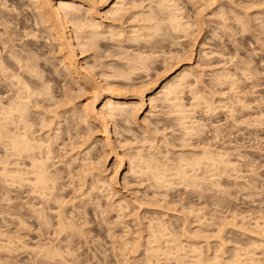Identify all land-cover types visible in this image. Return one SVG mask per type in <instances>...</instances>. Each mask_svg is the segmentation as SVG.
<instances>
[{"label": "rangeland", "instance_id": "1", "mask_svg": "<svg viewBox=\"0 0 264 264\" xmlns=\"http://www.w3.org/2000/svg\"><path fill=\"white\" fill-rule=\"evenodd\" d=\"M26 1V0H25ZM127 1V3H126ZM130 1L133 2L132 0H125V3L127 4V12L126 9L124 11V14H122V16L120 15L121 19L119 18V16L117 18H119V20L117 21L118 23H124V26L122 24V26L124 28H121L122 26L121 25H117L118 23H116L115 21V24H113L112 22V18H108L106 19V16L103 15V20L104 21H101L103 22L102 25H115L118 28H120L122 30V33L123 31L125 33H123V36H125V34L128 35V32L132 29V28H137L138 26L135 25L137 24V21H133L131 20L132 18V13H135L139 10L135 8H133L130 4ZM136 1V0H135ZM146 1V2H145ZM156 1V0H155ZM194 1V2H193ZM198 0H176V2L180 5H182L181 8H179V10H182V13L180 14V16H182V18L184 20L186 19H189V20H186V21H189V23L191 24H194L195 26L191 25L192 27L190 28L189 32H193V36L192 34L190 35H187L184 33V32H179L175 33L167 30L164 26L162 27L163 29H160L158 31H161L163 34H166L168 35V33L170 35L166 36L165 37H161V33L160 32H156L154 34H157V35H152V36H157L159 35L160 38L158 37L157 39H161V38H164L163 42L161 43H157L159 40H157L156 38L150 36V38H154L156 39L157 42H155V40L153 41V44H157V45H160L161 46L163 45V49L162 50H158L161 49L160 47L156 48L157 52L159 51L160 54L162 55V58L160 56V58L162 60H164L163 58H165L167 61H164L165 63H168V64H164V62L159 59L160 61H155V60H151L150 63V67L151 69L148 71V75H144V73H141L139 75H137V78H139V81H143L142 79H144L143 82H148L150 81V84H153V85H158L160 82H162V80L164 79H168L171 77V75H173L174 73H176L177 71H179V69H182V67H185L186 66V62L180 60L181 57L184 58H188L190 59L189 60V63H191L193 66H195V64H199L198 66H201L202 68L201 69V76H199V80L195 81L194 78H190V81H191V85L190 86H193L191 89H193V91L190 89V88H184V90L182 91V95H181V99L184 103V105L189 108H193V105H190V104H193V103H190L191 101L193 102L195 99L194 97V93L196 92L195 95L199 94L202 95L203 93V96L205 99L203 103L206 102V104L204 105V107L202 108L201 107V102L203 100H200L201 102L199 104H195V107L196 105L198 106V108L194 107L191 111H195L193 112L196 116V124L199 123V126L196 130H194L193 132L189 133V134H185L184 131L180 130L181 128L177 126V124L175 122V116L173 112L170 111V107H167L168 105L167 104H162L160 103V101H155V107H154V110L153 111V114L149 115L148 118L145 120H143V117L145 115V112L149 109V100H146L144 101V104L143 106L141 107V111H139L137 114H136V121L135 122H131L129 123V125H126L128 127L131 128V131L129 132L128 130H124L120 125V121H119V118L118 117H114L112 118L111 122H110V128H109V134H110V140H111V143H110V146L107 147L104 145H102V142H103V134L101 135V130L100 128L98 127L97 123L95 122H90L89 126H86L83 124V126H81L80 129L78 130H82L81 131V134L80 136L84 135L82 138L81 137H77L76 140H80L81 142H85V146L83 147H79V149H74L72 151H70V140H67L65 139L64 142L65 143V146H63V144H60L59 146L56 147V151H59V156H57V152L54 153L55 155V158L54 161L57 162L56 166L57 168H60V172H62V182H64L65 186L63 185L64 189L62 188V190L60 189V193H61V196L62 199L64 200H58V201H64V206L65 207H68V208H71L73 209L75 212H77L78 214L80 213V210L81 208H85L84 209V217L85 219H87L89 221V223L91 224V228H92V231L89 232V236H92L95 238V243L92 245V252H91V258L93 259V261L96 262V264H98V261L100 259H104V260H107L109 258L115 260L117 258V254L115 251H113L111 253V256L109 257V255L107 254L108 253V249H109V246L112 245V244H116V247L117 249L120 248V245L121 243H124V241H132L131 243L132 244H135L137 240H139L138 238H141L142 236H144V234L146 232H148L149 229H147L145 227V224L146 225H152L153 227V222H155L154 225L158 224L157 222L158 221H164V225L169 227V225L172 228L174 229L175 231H177V233L179 234V241L181 242V244L183 245V250H184V253H187L188 254V258L190 257L191 255V250L188 249L189 247L188 246V240L184 237V235L182 236L181 233L183 234V232H181L182 230V225L184 220H186V226H191V227H187V229H193L196 230V232L198 231L200 233V235L202 233H204L202 236H207L206 240L205 238H202L200 240V246L201 248L203 249V255L205 256H210L212 253H217L218 251L219 252H222V257L224 258H230L229 256L226 255V253H224L225 251H223L222 249H234L235 248V245L237 243L241 244V255H244L245 254V249L250 245L251 242H254L256 244L260 243L261 242V238L260 236H264V85L261 84L259 78L255 79V80H245L244 78V69L241 67L240 71L243 72H237L236 71V68H234L235 66H233L232 64V59H231V50L230 49H227L226 47L222 48L219 44V42H217L215 40V32H214V28L212 26L209 25L208 21L204 20L203 17L200 16V12H199V9L194 7L193 5L194 4H200V5H203L204 3H208L209 0H199L200 2L203 1L204 3H200L199 1L197 2ZM29 2V1H28ZM139 2V1H138ZM137 1L135 3H138ZM154 2V0H150V2L148 0H144L142 3V5H145V8H147V4L150 5V3L152 4ZM235 2H239V3H245V4H258V3H261V2H264V0H235ZM156 3V2H155ZM191 3V4H190ZM222 3H227V0H222ZM8 4V3H7ZM140 3H138L139 5ZM154 4V3H153ZM152 4V5H153ZM136 5V4H135ZM85 6L86 8V3L83 4L82 8ZM130 6L132 9H130ZM80 7V14H82L83 12H81L83 9ZM31 8H28L27 10H24L21 12V18L23 20V23L25 24V27H26V31H30L32 30L33 28H35V20H34V12H32V10H30ZM136 9V10H135ZM29 10V11H28ZM133 10V11H132ZM135 10V12H134ZM198 10V11H196ZM31 11V12H30ZM84 11L86 12V10L84 9ZM130 11V12H129ZM16 12V11H15ZM18 12V11H17ZM29 12V13H28ZM84 12V14H86ZM100 12V11H99ZM101 12H103V10H101ZM184 12V13H183ZM131 13V14H130ZM261 13V14H260ZM103 14V13H102ZM101 14V15H102ZM126 14V15H125ZM128 14V16H127ZM183 14V15H182ZM187 16H186V15ZM259 14V15H258ZM130 15V16H129ZM185 15V16H184ZM248 16H250L253 21L254 20H260L261 19V16L264 15V12H262L261 9L259 8H251L248 13H247ZM108 16V15H107ZM110 16V15H109ZM130 17V18H129ZM187 17V18H185ZM193 17H195L193 19ZM198 17V18H197ZM199 17H201L200 21H199ZM125 18V19H124ZM128 18V19H127ZM196 18L198 19V22L196 20ZM110 19L111 22L108 20ZM132 23H131V21ZM134 19V18H132ZM209 19H211V16L209 17ZM29 20H31V24H29ZM34 22H33V21ZM109 22H108V21ZM121 20V22H119ZM123 20V21H122ZM128 20V21H127ZM191 20V21H190ZM202 20V21H201ZM9 22V21H8ZM73 22V21H71ZM135 22V23H134ZM201 22V23H200ZM28 23V24H27ZM34 23V24H33ZM106 23V24H105ZM206 23V24H205ZM33 24V25H32ZM127 24V25H126ZM106 25V26H107ZM132 25V27H130ZM139 25V24H138ZM201 25V26H199ZM6 26H7V29L8 31H13V30H16V31H13L15 32H18V28L19 30L22 31V29H20V27H16L14 21L13 22H9V23H6ZM121 26V27H120ZM134 26V27H133ZM137 26V27H136ZM198 27V28H197ZM131 28V29H130ZM161 28V27H160ZM165 28V30H164ZM200 28V29H199ZM125 29V30H124ZM130 29V30H129ZM197 29V30H196ZM35 30V29H33ZM164 30V32H163ZM167 30V31H166ZM196 30V32H195ZM199 30V31H198ZM3 29L0 28V34L3 33ZM12 31L10 33H12ZM37 31V30H36ZM35 31V32H36ZM166 31V32H165ZM23 32V31H22ZM182 33H184L185 35H183ZM41 34V33H40ZM39 34V35H40ZM198 34V35H197ZM4 39H5V36L7 34H4ZM14 36V34H12ZM11 35V36H12ZM42 35V36H41ZM40 36L43 37V40H38L36 42V40H28L29 42H26L32 47V48H39L41 52L44 53V55L46 54V56H49V54L52 52V54L49 56V59L52 61V63H48V64H44V63H39L41 65L40 68H38L37 70L38 71H42V75L43 76H47V77H50L52 75L54 76H58V78H61L59 82H55L54 80H51L50 81V85L52 86V92L53 95H56L55 98L58 99L57 102H59V99L61 101V103H65L64 101H66V99L62 102L63 98L62 95L64 94V90L62 88H69V92L72 94H70L67 89L66 91L69 93L66 92V94L68 95H76V99L74 98V103H75V106L77 105V108L80 109L79 107L82 106V103L85 102L86 98L90 95L89 93H85L84 91H81V90H77L76 88L77 85L76 84H73L71 83L70 81V77L68 76V74H66V72L64 71V69L62 70V67H61V62L59 61V53L57 50V46H53L55 44L51 43H47L48 42V38L46 39V35L45 34H41ZM45 35V37H44ZM176 35V36H175ZM179 35V36H177ZM195 35V36H194ZM108 36V39L109 38V35L107 34ZM122 36V37H123ZM171 36V37H170ZM185 38H184V37ZM7 37V36H6ZM120 37V39L122 38ZM174 37V41L172 40ZM181 37V38H180ZM193 37V38H192ZM198 37V38H197ZM177 38V39H176ZM179 38V39H178ZM183 38V39H182ZM46 41H45V40ZM108 39H103L104 42H101V44L99 43V48L97 47V49H95L96 51V54H100V56H96L98 58V60H100V57L102 56L103 57V51L106 50V52L110 51L109 55L111 56H114L113 58H115L114 60L111 59V57L108 55V52L107 54L104 55V58H101L102 61L103 59H105V56H109V60L107 59V62L106 60H104L103 62H106V63H111V62H118V63H122V60L121 58H124V55H125V52H128L127 54H131V53H136L133 48L135 47H138V46H141L144 44L146 45V43L144 42V44H137L138 42L141 43V41L143 42L144 40H139L138 42L136 43H132L130 42L127 38L125 39H121L120 41L118 40H113V41H110ZM128 41H127V40ZM148 39V38H147ZM145 40V41H149V40ZM171 39V40H169ZM182 39V40H181ZM188 39V40H187ZM123 40V41H122ZM125 40V41H124ZM153 40V39H152ZM169 40V41H168ZM176 40V42H175ZM180 40V41H179ZM119 42L120 44H123L122 46L121 45H116L115 42ZM194 41V42H193ZM201 41V42H200ZM1 42V41H0ZM17 41H15L14 43L16 45H20V43H16ZM31 42V43H30ZM35 42V43H34ZM112 42H114L115 44L112 45ZM123 42V43H122ZM126 42V43H125ZM170 42H174L176 45L174 44H170ZM193 42V43H192ZM149 43V42H148ZM152 42H150L149 44H151ZM180 43V44H178ZM1 44V43H0ZM105 46H103V45ZM136 45L135 47L134 46H130V45ZM146 46V47H149L153 48V50H155V46L156 45H150L149 46ZM170 44V45H169ZM191 44V46H190ZM200 44V45H199ZM2 45V44H1ZM188 45V46H187ZM198 45V46H197ZM203 45H205V47H203ZM25 47H27V45H24ZM23 46V47H24ZM30 46H28L27 48H30ZM35 46V47H34ZM52 46V47H51ZM107 46H110V47H107ZM117 47V46H120L121 49L123 50H127V51H122V53H124L123 55L121 54V50L118 51L120 48L117 47L113 52L111 51V47L113 48ZM129 46H130V49H129ZM177 46V47H175ZM182 46V47H180ZM190 46V47H189ZM207 46V47H206ZM18 47V46H17ZM44 47V48H43ZM107 47V48H106ZM127 47V48H126ZM171 47V48H170ZM188 47V48H187ZM203 49H202V48ZM3 48V47H2ZM2 48H0L1 51ZM56 48V49H55ZM110 48V50L108 49ZM119 48V49H118ZM148 48V49H149ZM170 48V49H169ZM192 48V49H191ZM201 48V50H199ZM18 50V48H16ZM54 49V50H53ZM102 50V52L100 53V51ZM136 49V48H135ZM144 49H147V48H144ZM207 49V50H206ZM47 50V52H46ZM50 50V51H49ZM170 50V52H169ZM182 50V51H181ZM192 52H191V51ZM203 50V52H202ZM0 51V52H1ZM132 51V52H131ZM175 51L178 52L179 56L181 55L179 61H182L180 62L179 64H177L179 61L176 60V64L174 63L175 60V56L173 58V53H176ZM185 51V52H184ZM199 51V52H198ZM210 51L212 52H215V53H210ZM50 52V53H49ZM87 52V51H86ZM89 52V51H88ZM91 52V51H90ZM90 52L88 53L90 55ZM104 51V53H106ZM166 52V53H165ZM169 52V54H168ZM182 52V53H181ZM188 52V54L186 53ZM190 52V53H189ZM5 54L4 51L0 53L1 54ZM58 53V54H57ZM95 53V52H93ZM91 53V57H92V54ZM181 53V54H180ZM186 54V56L184 54ZM2 54V55H3ZM95 54V55H96ZM120 54V56H119ZM126 54V55H127ZM172 54V59L174 60H168V59H171L169 58ZM204 54V55H203ZM206 54V55H205ZM213 56H212V55ZM217 55L215 57V55ZM222 54V55H221ZM86 55V58H87V62L90 63V61L94 60L93 57H92V60L90 59V56L87 55V53H85ZM166 55H170V56H166ZM175 55V54H174ZM200 55V56H199ZM211 55V56H210ZM225 55H227V58H223L225 57ZM3 56H8L7 54L3 55ZM58 56V57H56ZM89 59H88V57ZM106 56V58H108ZM177 56V54H176ZM185 56V57H184ZM190 56V57H189ZM222 56V57H220ZM199 57V59H198ZM207 57V58H206ZM209 57V58H208ZM220 57V58H219ZM101 61V60H100ZM110 61V62H109ZM173 61V62H172ZM199 61V62H198ZM60 62V63H59ZM156 64H155V63ZM201 62V63H200ZM93 63V62H91ZM171 63V64H170ZM174 63V64H172ZM188 63V62H187ZM195 63V64H194ZM60 64V65H59ZM216 64V65H215ZM164 65H167V66H164ZM172 66V68H171ZM175 66V67H174ZM212 66V67H211ZM220 67V68H219ZM224 70H223V68ZM42 68V69H41ZM55 68V69H54ZM58 68V69H56ZM219 68V69H218ZM53 69V70H52ZM99 70V68H97ZM96 69V70H97ZM172 69V70H171ZM206 69V70H205ZM218 69V70H216ZM58 70V71H56ZM97 70V71H98ZM162 70V71H161ZM51 71V72H50ZM55 71V73L53 72ZM64 71V72H63ZM96 71V72H97ZM158 74H156L157 72ZM165 71V73H164ZM169 71V72H168ZM220 71V72H219ZM226 71V73H225ZM57 72V73H56ZM204 72V73H203ZM163 73V74H162ZM206 73V74H205ZM222 73L223 75L226 74L228 75V77H235V79H231L233 80V82L235 83H232V82H228L227 79H229L227 77V79L222 82H217L214 78L217 76V75H221L222 76ZM57 74V75H56ZM217 74V75H216ZM134 75V74H133ZM131 75V76H133ZM230 75V76H229ZM142 76V77H141ZM149 78L147 79L146 77ZM161 76V77H160ZM215 76V77H214ZM145 77V78H144ZM151 77V78H150ZM213 77V78H212ZM65 80H64V79ZM133 79H135V75L132 77ZM212 78V79H211ZM152 79V80H151ZM157 79V80H156ZM194 81H193V80ZM230 79V80H231ZM237 79V80H236ZM148 80V81H147ZM2 81V82H1ZM138 81V80H137ZM136 81V82H137ZM138 81V82H139ZM156 81V82H154ZM199 81V82H198ZM210 81V82H209ZM215 81V82H214ZM53 82V83H52ZM65 82V83H64ZM217 82V83H216ZM5 82L3 80H1V77H0V101H3V99L6 97V96H9L10 95V92L8 91H5L6 88H4L3 86H5L4 84ZM65 84V85H62ZM71 83V85H70ZM117 83V82H115ZM195 83V84H193ZM228 83V84H227ZM53 84V85H52ZM61 84V85H60ZM67 84V85H66ZM114 84V83H113ZM149 84V86H150ZM210 84V85H209ZM223 84V85H222ZM232 84V85H231ZM234 84V85H233ZM76 85V86H75ZM217 87H216V86ZM230 85V86H229ZM71 86V87H70ZM75 86V87H74ZM117 86H118V83H117ZM121 86V85H119ZM125 88L126 86L123 85ZM215 86V91H212L214 90ZM223 86V87H222ZM122 87V86H121ZM120 87V88H121ZM198 87V88H197ZM206 87V88H205ZM219 87V88H218ZM234 87V88H232ZM237 87V88H236ZM59 88V89H58ZM71 88V89H70ZM4 89V90H3ZM76 89V90H75ZM79 89V88H78ZM191 91H190V90ZM198 89V90H197ZM200 89V90H199ZM63 90V91H62ZM212 92H210V91ZM195 91V92H194ZM202 91V92H201ZM204 91V92H203ZM63 92V93H61ZM76 92V93H75ZM77 92H81V94H78ZM189 92V93H188ZM199 92V93H198ZM221 92V93H220ZM5 93V94H4ZM9 93V94H8ZM74 93V94H73ZM86 97H85V95ZM205 93L207 95H205ZM211 93V94H210ZM235 93V94H234ZM237 93V94H236ZM4 94V95H3ZM6 95V96H5ZM74 95V96H75ZM210 98H209V96ZM5 96V97H4ZM73 96V97H74ZM80 96V97H79ZM206 96V97H205ZM209 99H208V98ZM234 97V98H233ZM78 98V99H77ZM233 98V99H232ZM236 98V99H235ZM240 100H238V99ZM192 99V100H191ZM208 99V100H207ZM55 100V99H54ZM79 100V101H78ZM89 100V99H88ZM243 100V101H242ZM210 103H209V102ZM230 101V102H229ZM82 102V103H81ZM229 102V103H228ZM236 102V103H235ZM61 103L59 102V105H61ZM209 103V104H208ZM243 105H242V104ZM79 104H81L79 106ZM210 104H213L210 106ZM64 105V104H63ZM63 105H61L63 107ZM161 105V106H160ZM163 105V106H162ZM200 105V106H199ZM210 108H209V106ZM225 105V106H224ZM54 105H52L51 107H53ZM65 106V105H64ZM192 106V107H191ZM208 106V107H206ZM230 109H228V107ZM232 106V107H231ZM244 106V107H243ZM56 107V106H54ZM212 107V108H211ZM61 108V107H60ZM97 108H99V105L97 106ZM168 108V109H167ZM209 108V109H208ZM67 109V108H66ZM157 109V110H156ZM164 109V110H163ZM213 109V110H212ZM232 109V110H231ZM63 110H65V107H63ZM62 109H58L57 111L58 112H61L63 111ZM76 110V107L74 109V111ZM232 112H231V111ZM74 111L72 110L71 112L73 113V115L75 116V113ZM168 111V113H167ZM71 112H69L70 114H72ZM166 112V113H165ZM207 112V113H206ZM62 113V115H61ZM60 116L62 120H60V126L59 127H64L66 125H70L72 124V122H70L74 116L73 115H70L69 116V113H66L67 116H65L66 114L61 112ZM170 113V115H168ZM77 115V113H76ZM166 115H168V118ZM232 117H231V116ZM63 116L66 117V119L64 120ZM73 116V117H72ZM173 116V117H172ZM262 116V117H260ZM67 117H69L68 119L70 120H67ZM172 117V118H171ZM260 117V118H259ZM166 118V119H165ZM76 119V118H75ZM168 119V120H167ZM257 119V120H256ZM142 120V121H141ZM148 120V121H147ZM194 120V121H195ZM243 120V122H242ZM247 120V121H246ZM256 120V121H255ZM198 121V122H197ZM248 123H246V122ZM254 121V122H253ZM67 122V123H65ZM146 122L151 126L149 128H144V127H148L146 124ZM174 122V123H173ZM93 123V124H92ZM113 123V124H112ZM136 125H135V124ZM160 123V124H159ZM66 124V125H64ZM131 124V125H130ZM159 124V125H158ZM174 124V125H173ZM79 125H82V124H79ZM93 125V126H92ZM115 126V130H114V127ZM198 125V124H197ZM87 128H86V127ZM92 126V127H91ZM153 126V127H152ZM77 127V128H78ZM84 127V128H83ZM89 129L90 130H86V129ZM113 127V128H112ZM169 127V128H168ZM76 128V129H77ZM119 130H118V129ZM175 128V129H174ZM83 129H84V133H83ZM138 129V130H137ZM142 129V130H141ZM152 129V130H151ZM163 129V130H162ZM200 129V130H198ZM95 130V131H94ZM114 132H113V131ZM121 130V131H120ZM122 130H124V132H122ZM143 132H141V131ZM146 130V131H145ZM89 131H93V132H89ZM132 131L134 134H132ZM151 131V132H150ZM165 133H164V132ZM88 132V133H87ZM174 132V133H173ZM180 132V133H179ZM220 132V133H219ZM125 133V134H124ZM130 133V134H129ZM162 133V134H161ZM195 133V135H194ZM214 133V134H213ZM86 134H87V137L88 139L86 140ZM116 134V135H114ZM133 136H132V135ZM150 134V135H149ZM155 134V136L153 135ZM184 134V137H182V135ZM192 134V135H190ZM90 135V136H89ZM131 135V136H130ZM163 135L164 137L167 139V141L170 142L169 146H172L171 148L169 146H166V141L163 140ZM166 135V136H165ZM168 135V136H167ZM92 136V138H91ZM147 138H146V137ZM157 136V137H156ZM65 137V135H64ZM119 137V138H118ZM134 137V138H133ZM157 139H155V138ZM181 137L182 139L184 138V140H181ZM192 137V138H191ZM80 138V139H79ZM130 138V139H129ZM144 138V139H143ZM95 139V140H93ZM134 139V140H133ZM136 139V140H135ZM139 139V140H138ZM149 139H153L154 141V144H156L157 148H154L155 151L152 149L151 152L153 154H155L156 157H158L159 160H162V162H169L168 163V166L171 164L173 166V162H176L175 160L177 159V155L178 153L181 152V149L183 150L184 149V153L186 154L188 151L190 153V151H194L196 153V151L198 152H202V148L204 146V148H208V150L212 151L213 153H218L217 151L220 150L219 152L221 151H226L227 153H229V159L232 163H234L235 167H231L229 168L230 170L228 171V169L226 170L227 173L223 172L222 174V177H221V173L220 174H215V175H212V178L210 174L208 173H203L204 170L203 168H201L199 170V173L201 174H207L205 175V179L208 180V179H213V177H215V180H217L219 182L220 185L218 186H215L216 189L217 188H222L219 190L217 189H213V187L211 188V186L209 185V183L207 182L206 184H204L203 186L205 187H202V186H198L197 188L196 187H191V186H186L184 185V187H180V183H175L177 182L178 180L176 179V181H174V184L173 181L171 183V181L169 182L170 185H167L169 188H167V186H164L161 188L159 187H155L152 185L153 182L150 183V181L148 180V177L146 176H142L139 174V172H137L136 170H138V166L135 168H137L135 172H127L128 175L126 174L125 170H127L128 168V161L131 158V156L133 157V154L136 153L135 150L137 149H141V148H144L142 149V151L144 153H146V151L148 152V149L150 150V145L148 144L147 141H149ZM75 140V139H73ZM89 140V141H88ZM102 140V141H101ZM113 140V141H112ZM116 142H115V141ZM126 140V141H125ZM127 140L129 142H127ZM131 140V141H130ZM145 140V141H144ZM147 140V141H146ZM159 140L162 142H159ZM176 140V141H175ZM178 140H181L180 142ZM189 140V141H187ZM79 141V142H80ZM88 141V142H86ZM96 141V142H95ZM119 141V142H118ZM125 141V144L124 142ZM132 141L134 144H132ZM146 143H144V142ZM189 142L187 143L185 146L184 143L185 142ZM61 140H58V143H60ZM99 142V143H98ZM101 142V143H100ZM165 142V143H164ZM179 142V143H177ZM183 144H182V143ZM88 143V144H87ZM113 143V144H112ZM120 143V144H119ZM144 146H143V144ZM164 143V144H163ZM93 144V145H92ZM121 144H123L124 146H122ZM141 144V148H140V145ZM159 144V145H157ZM182 144V145H181ZM224 144V145H223ZM67 145V146H66ZM120 145V146H118ZM188 145V146H187ZM190 145V146H189ZM208 145V146H207ZM62 146L64 147V149H66V151H69L66 153L67 157H65L66 155L64 154L63 157H61L63 151L65 150H60V148H62ZM92 146V148H91ZM115 146V147H114ZM129 146V147H127ZM139 146V148H138ZM146 146V147H145ZM182 146V147H181ZM194 146V148H192ZM206 146V147H205ZM60 147V148H58ZM114 147V148H112ZM123 147V148H122ZM126 147V148H125ZM137 149H136V148ZM176 147V148H175ZM181 147V149H179ZM187 147V148H186ZM191 150H189L190 148ZM199 147V148H198ZM212 147V148H211ZM83 148V149H82ZM210 148V149H209ZM109 149V150H108ZM218 149V150H217ZM79 150V152H78ZM84 150H86L84 152ZM88 150V151H87ZM90 150V151H89ZM158 150V151H157ZM161 150V151H159ZM166 150V151H164ZM196 150V151H195ZM201 150V151H199ZM75 151V152H74ZM104 151V152H103ZM110 151V152H109ZM124 151V153L122 152ZM127 151V152H126ZM191 151V152H192ZM230 151V152H228ZM234 151V152H233ZM77 152V153H76ZM87 152V154H86ZM91 152V153H90ZM109 152V153H108ZM116 152H120L121 154V159H122V165H121V169L117 172V183H118V189L116 190V195H115V191H110V196L108 197L107 195H109V192L106 188L103 189V187H99L100 184H97L94 181V177H97L100 176V177H106L107 176H112L114 175L115 173V169L116 168V171H117V167H116V163L114 162V153ZM122 152V153H121ZM126 152V153H125ZM130 152V153H129ZM156 152V153H155ZM167 152V156H166V153ZM176 152V153H175ZM192 152V153H194ZM197 152V153H198ZM71 153V154H70ZM73 153V154H72ZM84 153V154H83ZM188 153V154H189ZM199 153V154H200ZM61 154V155H60ZM78 156H77V155ZM104 154V155H103ZM124 154V155H123ZM128 154V155H127ZM163 154H164V157H163ZM176 154V155H175ZM240 154V155H239ZM73 155V156H72ZM76 155V156H75ZM135 155V154H134ZM75 156V160L74 161H77L73 164L70 165V168H68V170L72 169L73 172L75 170V173L76 170L80 172V166H76V165H80L82 164L81 161L83 158L85 159H89L88 161H85L86 163L88 162H91V163H94L92 164L93 167L96 166V164H98L96 167H99L96 168L97 170H92L90 172V176H86V180H87V183L85 185V187H79V183L81 181L77 180L78 177L75 176L72 178L73 173H68L65 172L66 169L64 168L65 167V163H67V161H71V159L73 160V157ZM85 156V157H83ZM88 156V157H87ZM91 156V157H89ZM101 159H100V157ZM103 156V157H102ZM162 156V158H161ZM173 156V157H172ZM79 157V158H78ZM82 157V158H81ZM107 157V158H105ZM4 158L3 156H0V160ZM64 160H63V159ZM66 158V159H65ZM68 158V159H67ZM172 158V159H171ZM175 158V159H174ZM5 159V158H4ZM79 159V160H78ZM81 159V160H80ZM83 159V161L85 160ZM99 159V160H98ZM136 159H139V158H134V160ZM167 159V160H166ZM171 159V161H170ZM93 160V161H92ZM165 160V161H164ZM4 161V160H2ZM6 161V159H5ZM4 161V162H5ZM80 161V162H79ZM95 161V162H94ZM99 161V162H98ZM98 162V163H97ZM138 164V165H141L139 164V160L137 162L134 161V164ZM161 162V161H160ZM166 162V163H167ZM6 163V162H5ZM78 163V164H77ZM84 163V162H83ZM115 163V164H114ZM165 163V164H166ZM173 163V164H172ZM60 164V165H59ZM135 164V165H136ZM164 164V163H163ZM91 165V164H90ZM114 165V166H113ZM175 165V164H174ZM76 166V167H75ZM74 167V169H73ZM111 167V168H109ZM78 168V169H77ZM140 168V166H139ZM2 168H0V171H1ZM65 169V171H63ZM102 169V170H101ZM109 169V170H108ZM205 169V168H204ZM234 169V170H233ZM203 172H200L202 171ZM97 173H96V172ZM134 171V170H133ZM66 174H65V173ZM94 172V173H93ZM102 172V173H101ZM113 173V174H111ZM124 173H125V178L123 179V176H124ZM132 173V174H130ZM135 173V174H133ZM210 173V172H209ZM93 176H92V175ZM170 175L172 176H176V175H173L174 172H169ZM66 177H65V176ZM72 175V176H71ZM96 175V176H95ZM220 175V176H219ZM230 178H227L229 176ZM71 180H69V178ZM136 176V177H135ZM177 177V176H176ZM93 180H92V179ZM128 178V179H127ZM140 178V179H139ZM169 178V176L167 177ZM208 178V179H207ZM217 178V179H216ZM65 179V180H64ZM72 181L74 182L73 185L72 183H69V181ZM77 180V181H75ZM123 180V181H122ZM151 180V179H150ZM171 180V177L170 179ZM173 180V179H172ZM126 181V185H124L123 182ZM147 181V182H146ZM78 184H76V183ZM79 182V183H78ZM90 184H89V183ZM141 182V183H140ZM180 182V180H179ZM69 183V184H67ZM95 183V184H94ZM123 183V184H122ZM129 183V185H128ZM131 183V185H130ZM153 188H151L152 186ZM177 184V185H176ZM88 185V186H87ZM96 185V186H95ZM137 185V186H136ZM174 185V186H173ZM76 186H78L79 188H75ZM87 186V187H86ZM94 188H93V187ZM134 186V187H133ZM171 186V187H170ZM177 186V187H175ZM67 187V188H66ZM74 187V188H73ZM99 187V188H98ZM128 187V188H127ZM130 187V188H129ZM150 187V188H149ZM156 189H155V188ZM189 187V188H188ZM214 187V188H215ZM70 188V190H69ZM73 190H72V189ZM83 188V189H81ZM87 188V189H86ZM93 191H91L92 189ZM97 188H98V191H97ZM11 189V188H9ZM5 190L3 185H0V262H3V264H29L30 261L34 260L35 259V256L33 255V253L30 251L32 250L33 248H36V245L40 247V245H44L40 248H46L47 245H49L50 243L52 245H64V240H60V238H62L61 236H57V239L55 237V233L54 235L51 234L49 235V232H48V229L47 227H45L43 230V235L41 236V234H38L40 232H37L38 231V228L40 229V223L37 224V222H40L39 221V218L38 220L36 219L37 217L35 216V218L33 217L34 215H32L30 213V211L27 210V208H25V211L23 213H21L19 211V199H20V189H13V190ZM91 189V190H89ZM100 189H102L100 191ZM169 189V190H168ZM199 189V190H198ZM77 190V191H76ZM78 190H83L85 193L87 192L86 190H88V193H85L83 191H79ZM103 190H105L103 192ZM126 190V191H125ZM143 190V191H142ZM153 190V191H152ZM5 191V192H4ZM64 191V192H62ZM138 191V192H137ZM9 192V193H8ZM15 192V193H14ZM75 192V193H74ZM84 194H83V193ZM93 192V193H91ZM59 193V194H60ZM82 193V194H81ZM104 193V194H103ZM120 193V194H118ZM131 193V194H130ZM63 194V195H62ZM67 194V195H66ZM94 194V195H93ZM107 194V195H105ZM151 194L153 197H151ZM154 194V195H153ZM164 196H162V195ZM9 195H10V198H9ZM79 195V196H78ZM84 195V196H83ZM92 195V196H91ZM115 197H114V196ZM120 195V196H118ZM5 196H8V199L12 201L11 204L9 203H6L4 202V197ZM81 196V197H80ZM83 196V197H82ZM86 196V197H85ZM90 196V197H89ZM94 196V197H93ZM95 196H98V197H95ZM118 196V197H117ZM134 196H137V197H134ZM147 196V197H146ZM149 196V197H148ZM162 196V198H161ZM167 196V197H166ZM13 197V199H12ZM19 197V198H18ZM121 197V198H120ZM122 197L125 199V198H128L126 199V201L124 200L123 201V206L119 207L118 205H116V201L118 202L119 199H122ZM73 198V199H72ZM95 198V199H94ZM99 201H98V199ZM148 199L150 200V202L148 200H145V199ZM150 198V199H149ZM161 198V199H159ZM167 198V199H166ZM67 199V200H66ZM86 199V200H85ZM94 199V200H93ZM138 201H136V200ZM141 199V200H140ZM152 199V200H151ZM155 199V200H154ZM172 199V200H171ZM76 200V201H73ZM90 200V201H89ZM92 200V201H91ZM97 200V201H96ZM108 202H107V201ZM144 200V201H143ZM72 201V202H70ZM80 201V203H79ZM85 201H87V203H85ZM89 201V202H88ZM111 201V202H110ZM145 201L146 204H145ZM82 202V203H81ZM98 202V203H96ZM138 202H142V206H140L141 203H138ZM152 202V203H151ZM161 204H160V203ZM165 202V204H163ZM68 203V204H67ZM116 203V204H114ZM157 203V204H156ZM84 204V205H83ZM93 204V205H92ZM110 204V205H109ZM114 207H112V205ZM127 204V205H125ZM139 204V205H138ZM149 204H150V207H149ZM155 204H156V207H155ZM167 204V205H166ZM67 205V206H66ZM83 205V206H82ZM96 205V206H95ZM106 205V206H105ZM116 205V206H115ZM145 205V206H144ZM159 205V209L157 208ZM175 205V206H174ZM71 206V207H70ZM92 206V207H91ZM100 206V207H99ZM148 206V207H147ZM152 206V207H151ZM166 206V208H165ZM173 208H171V207ZM189 206V207H188ZM35 207V206H34ZM126 207H129L126 209ZM142 207V208H141ZM155 207V208H154ZM182 207V208H181ZM196 207V208H195ZM18 208V209H17ZM98 208V209H97ZM100 208H103L104 212L108 214V221L115 225L117 223H119L120 225H122L124 228L126 227H129L130 230H131V233L130 235H126L125 234V231H124V228L123 227H120V228H116V229H112L114 231V237L115 239H109L108 238V231L110 230L109 228H107V224L104 225V227L102 228L101 225H102V222L105 221V216L104 215H101L100 219L97 220V211L100 209ZM123 208H125L124 210H126L124 212ZM193 208V209H192ZM11 209V210H10ZM76 209V210H75ZM113 209V210H112ZM120 211L119 214H118V210ZM183 209V210H182ZM55 212V208L52 209V213ZM136 210V211H135ZM164 210V211H163ZM172 210V211H171ZM189 210V211H188ZM190 210H193L190 211ZM197 210V211H196ZM15 211V213L13 212ZM122 211V212H121ZM171 211V212H170ZM179 211V212H178ZM181 211V212H180ZM184 211V212H183ZM29 212V213H28ZM94 212V213H93ZM116 212V213H115ZM131 212V213H130ZM170 212V213H169ZM175 212V213H174ZM197 212H199L197 214ZM201 212V213H200ZM124 213V214H123ZM136 213V214H135ZM156 213V214H155ZM187 213V214H186ZM196 213V214H195ZM9 214V215H8ZM15 214V215H14ZM18 214V215H16ZM69 214L71 215V213L69 212ZM68 214V215H69ZM118 214V215H117ZM123 214V216L121 215ZM135 214V215H134ZM21 215V217H19ZM49 215H51L49 213ZM69 215V216H70ZM132 215V216H131ZM164 215V216H163ZM185 217H184V216ZM32 216V217H31ZM119 216V220H117V217ZM166 216V217H165ZM187 216V217H186ZM189 216V217H188ZM198 216H199V219L202 220V222L198 219ZM235 216V217H234ZM15 219H20L19 221L21 222H24L23 226L21 225V223L16 220H14L13 218ZM24 217V218H23ZM26 217V218H25ZM95 217V218H94ZM128 219H127V218ZM144 217V218H143ZM163 217V218H162ZM29 218V220H28ZM114 218V219H113ZM132 218V219H131ZM154 218H157L154 220ZM187 218V219H186ZM189 218V219H188ZM13 219V223H12V220ZM36 219V220H35ZM102 219V220H101ZM136 219V220H135ZM153 219V220H152ZM168 219V220H167ZM180 219V220H179ZM35 220V221H34ZM132 220V221H131ZM142 220V221H141ZM148 222H146V221ZM149 220V221H148ZM157 220V221H156ZM167 220V221H166ZM183 220V221H182ZM188 220V221H187ZM197 220V221H196ZM225 220V222H224ZM17 223H16V222ZM27 221V222H26ZM117 221V222H116ZM153 221V222H151ZM173 221V223H172ZM176 221V222H175ZM199 221L201 223V225L199 226ZM222 221L224 223H226V221H228L227 223H230V222H236V226H229V227H226L225 229L223 228V234L220 236L221 239L217 240L216 238H213L214 235L217 233V229H219L220 227H222ZM128 222V223H127ZM139 222V223H138ZM189 222V223H188ZM191 222V223H190ZM21 225H19V224ZM153 223V224H152ZM223 223V225H224ZM232 223V224H233ZM256 223L258 224V226H256ZM18 224V225H17ZM31 227H29V230H28V225ZM39 226L37 227L36 226ZM168 224V225H166ZM172 224V225H171ZM178 224V225H177ZM189 224V225H187ZM25 225H27V227H25ZM33 225V226H32ZM97 225V226H96ZM128 225V226H127ZM140 225V226H139ZM176 225V226H175ZM238 225V226H237ZM179 226V227H178ZM240 226V227H239ZM22 227H25V228H22ZM106 227V228H105ZM176 227V228H175ZM239 227V228H238ZM241 227H244L243 229ZM245 228L247 229H251V231H247V230H244ZM25 229V231L23 230ZM35 229V230H34ZM37 229V231H36ZM180 229V230H179ZM137 230V232H136ZM171 230V229H170ZM30 231V232H29ZM255 231V232H254ZM26 232V233H25ZM28 232V233H27ZM34 232V233H33ZM37 232V233H35ZM140 234H139V233ZM181 232V233H180ZM53 233V232H52ZM134 233H137V234H134ZM142 233V234H141ZM253 233H255V235H253ZM8 234V235H7ZM16 234V235H15ZM29 234V235H28ZM139 234V235H138ZM37 235V236H36ZM58 235V234H57ZM107 235V236H106ZM120 235V236H119ZM126 235V236H125ZM133 235H136V236H133ZM12 238H11V237ZM119 236V237H118ZM124 237V241L121 240L120 237ZM213 236V237H211ZM136 237V238H135ZM183 239H180L182 238ZM215 237H217V235H215ZM29 238V239H28ZM59 238V239H58ZM10 239V240H9ZM55 239V240H54ZM63 239V238H62ZM126 239V240H125ZM136 240L135 242L133 240ZM257 239V240H256ZM31 240V241H30ZM120 240V241H119ZM222 240V242L224 243H220V241ZM11 241V242H10ZM61 241V242H60ZM103 241V243L101 244L100 242ZM120 242V243H119ZM37 243V244H36ZM55 243V244H54ZM60 243V244H59ZM184 243H185V246H184ZM89 244V241L85 240L83 242V246L85 248H87ZM223 246H221V245ZM252 244V243H251ZM203 245V246H202ZM225 245V246H224ZM79 246V245H78ZM187 247V248H185ZM31 248V249H30ZM182 250V251H183ZM186 250V251H185ZM190 250V252L188 251ZM189 252V253H188ZM97 253H99V255H97ZM183 253V252H182ZM244 253V254H243ZM214 255V254H213ZM261 255V253L259 252V250L256 251V256L257 258H259ZM192 256V255H191ZM212 256V255H211ZM84 257L85 259L89 258V252L85 251L84 253ZM132 257H129V259H131ZM191 258V257H190ZM192 259V258H191ZM251 259V257H250Z\"/></svg>", "mask_w": 264, "mask_h": 264}, {"label": "bare ground", "instance_id": "2", "mask_svg": "<svg viewBox=\"0 0 264 264\" xmlns=\"http://www.w3.org/2000/svg\"><path fill=\"white\" fill-rule=\"evenodd\" d=\"M29 1V2H28ZM129 1V0H128ZM133 2H131L130 1V4H131V6L133 7V8H135L136 7V9H138L139 10V8H140V10L139 11H137V12H135V10H134V12L135 13H132V18H134V19H132L131 18V20H133V21H137V24H135V25H137L136 27L137 28H135L134 26V28H130L129 30V32H128V35L127 34H125V36H123V33H125L124 31H123V33H122V30L120 29V28H118L117 29V27H118V25H121L122 26V24H123V26H124V23H118L117 21L119 20V18L121 19V17H120V15L122 16V14H124V11H125V9L128 7L127 6V4L129 3H127V1H126V3H125V0H103V2H102V0H59V4L57 5V7H60V8H66V7H72V8H75V9H77V11L75 12V13H73V15L76 17V20L75 21H73V22H70L67 18H62L61 16H60V14L58 13V12H54V11H52V10H50V9H47L46 7H45V5L49 2V0H0V25H4V26H6V23H9L10 21L11 22H13L14 21V23H15V25H16V27L18 26V27H20V29H22V31L23 32H25L26 30V27H25V24L23 23V20H22V18H21V12L22 11H24V10H27L28 8H31L32 9V5L34 4V2H38L40 5H41V10L40 11H35V10H32V12H34V20H35V24L37 23V21H38V19H39V23L41 24V28L40 29H35V28H33V29H35V30H30V31H28L29 32V34L31 35L33 32H35L36 30V32H39V34L41 33V34H45L46 35V39L48 38H52V43L53 44H55V45H53L54 47L55 46H57V50L56 51H58V53H59V59H60V55H61V53H60V49L61 48H64L65 49V52H67V53H70V54H68V55H66L65 56V60L67 61V63L65 64V62L63 61V60H59L60 62H61V67H62V70L64 69V71L66 72V74H68V76L71 78L70 80V82L71 83H73V84H76L77 85V87L79 88H76L78 91L79 90H81V91H84L85 93H89L90 95L88 96L87 94V98H86V100H85V102L84 103H82V106H80L81 104H79V108L80 109H78L77 108V105L75 106V101H74V98L76 99V95L74 96V95H68L70 92H69V88L67 89V91L69 92H67L66 91V89L65 88H62L63 90V92H64V94L62 95V97L63 98H61V99H63L62 100V102L66 99V101H64L65 103H61V101H60V99H59V102L61 103V105H63V107H65V110H63V107L61 106V105H59V102H57L58 101V99H56L55 98V96L56 95H53V93H50V96H51V98H52V100H54L55 101V103L54 104H51V103H49V110L45 113V116L42 118V120H46V126H45V128L44 129H41V130H39L37 133H35V134H33L32 135V138L34 139V140H36L37 142H38V145L39 144H43V145H45V149H44V152H45V155H44V159L47 161L49 158H48V155H47V151H48V146H50L51 147V150H52V157H51V164H52V170L56 173V175L60 178V181L62 180V172H60V168H57V166H56V164H57V162H55L54 161V159H56L55 158V155H54V153H56L57 152V156H59V151H56V147L57 146H59L60 144H63V146H65V143L67 142H65L64 140L65 139H67V140H70V143H69V147H70V151H72V150H74V149H79V147L81 148L84 144H85V142H84V140H83V142H81L80 140H76V138L79 136V137H83L84 135H82V136H80V134H81V131L82 130H78V129H80L81 128V126H83V124L84 125H86V126H89V125H87V124H89L90 122H95V123H97V125H98V127L100 128V130H101V135L103 134V142H102V145L101 146H103L104 147V145L105 146H107V147H109L110 146V143H111V140H110V134H109V128H110V122H111V120H112V118H114V117H118L119 118V121H120V126L124 129V130H128L129 132L131 131V126L130 127H128V126H126V125H129V123H133V122H135L136 121V114L139 112V111H141V107L143 106V104H144V101H146V100H149V104H150V106H149V109L145 112V115H144V117H143V120H145L146 121V119L148 118V116L149 115H151V114H153V111H155L154 110V107H155V101H160V103H162V104H167L168 106L167 107H170L169 109H170V111L171 112H173L174 113V115L173 116H175V121H177V122H175L176 124H177V126H178V128L180 127L181 129L180 130H182V131H184L185 132V134H189V133H191V132H193V131H190L191 129H197L198 128V126H199V123H195L196 122V120L194 121V120H191V119H188L187 118V113L188 112H192L191 110L195 107V106H193V108H189V107H187L186 108V106L184 105V103H183V101H182V99H181V93H182V91L184 90V88H192L193 86H190L191 85V81H190V78L192 77V78H194V80L195 81H197V80H199L198 78H199V76L198 75H202L201 74V72L203 71H201V69L200 68H202L201 66H198L199 64H195V66H193L191 63H189V60L190 59H188L187 57L186 58H184L183 59V57H181V55L179 56V54H178V52L177 51H175L176 53H173V58H174V56H175V58H174V60H175V64L177 63L176 62V60H178L179 61V59H180V57H181V59L180 60H182V61H184V62H186V66L185 67H182V69H179V71H177L176 73H174L173 75H171V77L170 78H168V79H164V80H162V82H160L158 85L156 84V85H153V84H150V81H148V82H143L144 81V79H142L143 81H139V78H137V75H139V74H141V73H144V75L146 74V75H148V71L151 69V67H150V64H152V63H150V61L151 60H155V61H160L159 59H161L162 58V53L160 54V52L158 51H156L157 49L156 48H158V47H160L161 46V42H163V40H164V38H161L160 40L159 39H157L158 37L160 38V36L158 35L157 36V38H156V36H152L154 33H158V32H160L161 34V37H165V35L166 36H168V35H170L169 33H170V31H172V32H174L175 33V31H176V33H178L179 34V32L181 31V32H184L185 34H186V36L185 37H187V35H190V34H192L191 32H189V30H190V28L192 27L191 25H193V26H195L194 24H192V22L193 21H195V20H193L192 22H191V24L189 23V21H186V20H189V19H186V20H184L183 18H182V16H180V14L182 13V10H179V8H177L176 9V11H175V13L173 14V13H170L169 11H168V9L167 8H161L160 7V5L161 4H166V3H168V4H170L171 2H172V0H154V4L152 5L151 3H150V5L149 4H147V8H145V5H142V4H144V3H142L141 4V2H143L144 0H136L138 3H140L139 5H138V3H135L136 1L135 0H132ZM149 2H150V0H148ZM152 1V0H151ZM190 1V0H189ZM199 1V0H198ZM197 1V2H198ZM205 1V0H204ZM208 1V0H207ZM51 2L52 3H56V0H51ZM146 2V1H145ZM156 2V3H155ZM194 2V1H193ZM200 2V1H199ZM8 3V4H7ZM84 3H86V8H85V6L83 7L85 10H86V12L84 11V9L82 8V6H83V4ZM200 3H204L203 1H201ZM7 5L8 7L7 8H5V7H3V5ZM136 4V5H135ZM191 4V3H190ZM199 4V3H198ZM205 4V3H204ZM127 6V7H126ZM131 6H130V9H132L131 8ZM80 7L83 9L81 12H83L82 14H80ZM139 7V8H138ZM181 8V7H180ZM9 9H15L16 10V12H14V11H10ZM129 9V8H128ZM128 9H126V11L125 12H127V10ZM101 10H103V12H101ZM18 11V12H17ZM29 11V10H28ZM100 11V12H99ZM133 11V10H132ZM196 11H198V10H196ZM31 12V11H30ZM84 12L86 13V14H84ZM130 12V11H129ZM17 13H20L19 15H17ZM29 13V12H28ZM103 13V14H102ZM184 13V12H183ZM102 14V15H101ZM131 14V13H130ZM261 14V13H260ZM103 15L104 16H106V19H107V17L108 18H112L113 20H112V22H113V24H115V21H116V23H118V24H116L117 25V27L115 26V25H107L106 23V25H102V23L103 22H101V21H104L103 20ZM108 15V16H107ZM110 15V16H109ZM126 15V14H125ZM183 15V14H182ZM186 15V14H185ZM184 15V16H185ZM259 15V14H258ZM119 16V18H117ZM124 16V15H123ZM122 16V17H123ZM127 16H128V14H127ZM130 16V15H129ZM187 16V15H186ZM110 18V19H111ZM130 18V17H129ZM162 18H167V20L169 21V23L167 24V25H165L164 27L167 29V30H169V31H167V32H169L168 33V35H167V33L166 34H163L161 31H158V30H160L161 28V23H162ZM185 18H187V17H185ZM195 17H193V19H194ZM198 18V17H197ZM196 18V20H197V22H198V19ZM63 19V26H61V20ZM110 19H108L110 22H111V20ZM118 19V20H117ZM125 19V18H124ZM128 19V18H127ZM200 19H201V17H199V21H200ZM254 19V18H253ZM107 20V21H108ZM130 20V19H129ZM130 20V21H131ZM9 21V22H8ZM108 21V22H109ZM123 21V20H122ZM128 21V20H127ZM191 21V20H190ZM202 21V20H201ZM254 21H256V20H254ZM119 22H121V20L119 21ZM33 23V24H34ZM71 23H75V24H77L78 26H79V31L77 30V28L76 27H71V29L69 30V26H70V24ZM131 23H132V21H131ZM135 23V22H134ZM201 23V22H200ZM28 24V23H27ZM32 24V25H33ZM133 24V23H132ZM139 24V25H138ZM206 24V23H205ZM51 26L50 28L48 27V26ZM127 25V24H126ZM120 26V27H121ZM121 27V28H124V27ZM199 26H201V25H199ZM130 27H132V25L130 26ZM6 28H7V26H6ZM165 28H164V30H165ZM198 28V27H197ZM4 31H3V33L4 34H7L6 36H7V43H8V48H9V52H8V56H3V55H5V54H1L0 55V60H3L4 61V64L7 66L6 68L5 67H0V77H1V80H3L5 83V86H3L4 88H6V90L5 91H8V92H10V95L8 96V97H10L11 96V94L12 93H15L16 91H17V89L18 88H20V87H22V86H24V85H26V86H28V87H32V85H33V76L32 75H30L29 74V71H31V72H35L37 75H40V76H42L43 78H44V80H45V82L46 83H50V81L51 80H54L56 83L57 82H59L60 81V79L61 78H58V76H54V75H52V76H50V77H47V76H43L42 75V71H38L37 69L38 68H40L42 65L41 64H39V65H41V66H39L35 61H33V66L31 67V68H29V60L30 59H32V57L29 55V53H31V52H35L36 51V48H32L31 46V44H33V43H31L30 45L27 43V42H29L28 40H27V42H26V40L24 41V43L23 44H21L20 43V45L18 44V45H16L14 42L16 41V40H13L12 38H11V36L9 35V34H14V36L19 32V33H23L21 30H19V28H18V32H16V34H15V32H13V31H16V30H11L12 31V33H10L11 31H8V29L7 30H5V28H2ZM163 29V28H162ZM200 29V28H199ZM125 30V29H124ZM164 30H163V32H164ZM197 30V29H196ZM196 30H195V32H196ZM165 31V32H166ZM177 31H179V32H177ZM199 31V30H198ZM180 32V33H181ZM3 33L2 34H0V43L2 44H0V48H2L3 47V43H4V37H2V36H4L3 35ZM184 33H182L183 35H185ZM40 34V35H41ZM107 34L109 35V38L110 39H112V40H110V39H108V36H107ZM45 35H44V37H45ZM154 35H157V34H154ZM180 35V34H179ZM179 35H177V36H179ZM198 35V34H197ZM6 36H5V38H6ZM13 36V35H12ZM42 36V35H41ZM123 36V37H122ZM150 36H152V37H154V38H156L157 40H159L158 42L156 41V39H154V38H150ZM176 36V35H175ZM192 36H193V34H192ZM195 36V35H194ZM120 37H122L123 39H125V38H127L130 42H132L133 44L134 43H136V42H138L139 40L141 41V40H144L143 42L141 41V43L140 42H138L137 44L139 45V44H144V42L146 43V45L144 44V46L143 45H141V46H138V47H135L133 44L132 45H130V46H134L135 48H133L134 50H136L135 52L136 53H131V54H127L128 52H125V51H127L126 49L125 50H123V49H121V47L120 46H117V47H119L118 49V51H120L121 50V54L123 55L124 53H122V51H124L125 52V55H124V58H121V60H122V63H118V62H111V63H106L107 62V59L109 60V58L111 57V59H115V58H113L114 56H110L109 54V52H108V55L110 56H107L108 58H106V56H105V59H103V61L104 60H106V62H103L102 61V59L101 58H104V55L105 54H107V52H106V50H104L106 53H104V51H103V57L101 56L100 57V60H98V58L96 57V56H100V54H96V51L98 50L97 49V47L99 48V43L101 44V42H100V40L102 41L103 39H108V40H110V41H113V40H118V41H120L121 39H120ZM171 37V36H170ZM184 37V36H183ZM184 37V38H185ZM148 38V39H147ZM181 38V37H180ZM193 38V37H192ZM198 38V37H197ZM215 38V37H214ZM126 39V40H127ZM149 40V41H145V40ZM177 39V38H176ZM179 39V38H178ZM183 39V38H182ZM181 39V40H182ZM45 40V39H44ZM115 40V41H116ZM127 40V41H128ZM155 40V42H157L158 44L159 43H161L160 45H157L156 43L155 44H153V41ZM169 40H171V39H169ZM168 40V41H169ZM173 41H174V37H173V39H172ZM188 40V39H187ZM32 41V40H31ZM38 40H36V42H37ZM46 41V40H45ZM114 41V42H115ZM115 42L116 43V45H123V44H120L119 42ZM123 41V40H122ZM125 41V40H124ZM180 41V40H179ZM102 42H104V40L102 41ZM114 42H112V45L113 44H115ZM121 42V41H120ZM150 42H152L151 44H149ZM175 42H176V40H175ZM194 42V41H193ZM192 42V43H193ZM201 42V41H200ZM16 43H18V42H16ZM35 43V42H34ZM48 43V42H47ZM123 43V42H122ZM126 43V42H125ZM174 44V45H176L174 42H170V44ZM148 44H149V46L150 45H156L155 46V50H153V48H154V46H153V48H152V46H151V48H149V47H146V46H148ZM169 44V45H170ZM178 44H180V43H178ZM24 45H27V47L28 46H30V48H27V47H25ZM97 45H99V46H97ZM103 45V44H102ZM164 45V44H163ZM163 45L160 47L161 49H159L158 48V50H162L163 49ZM200 45V44H199ZM18 46V47H17ZM24 46V47H23ZM104 46V45H103ZM106 46V45H105ZM104 46V47H105ZM130 46H129V49H130ZM158 46V47H157ZM188 46V45H187ZM190 46H191V44H190ZM189 46V47H190ZM198 46V45H197ZM35 47V46H34ZM52 47V46H51ZM107 47H110V46H107ZM106 47V48H107ZM117 47H115L114 48V46H113V48L111 47V51L113 52ZM175 47H177V46H175ZM180 47H182V46H180ZM192 47V46H191ZM203 47H205V45H203ZM207 47V46H206ZM16 48H18V50L16 49ZM44 48V47H43ZM127 48V47H126ZM131 48V49H132ZM144 48H147V49H144ZM149 48V49H148ZM171 48V47H170ZM169 48V49H170ZM188 48V47H187ZM202 48V47H201ZM201 48L199 49V50H201ZM4 49V47L2 48V50ZM56 49V48H55ZM95 49H97L96 51H95ZM109 50H110V48H108ZM114 49V50H113ZM130 49V50H131ZM132 49V50H133ZM192 49V48H191ZM203 49V48H202ZM54 50V49H53ZM101 50V49H100ZM103 50V49H102ZM102 50L100 51V53L102 52ZM207 50V49H206ZM1 51V50H0ZM4 51V50H3ZM3 51H1V52H3ZM50 51V50H49ZM87 51V52H86ZM90 52V55H91V53H93V52H95V53H93L92 54V57H93V59L94 60H92V57L88 54L89 52ZM99 51V50H98ZM97 51V52H98ZM182 51V50H181ZM191 51V50H190ZM0 52V53H1ZM46 52H47V50H46ZM53 52V51H52ZM52 52H51V54H52ZM132 52V51H131ZM169 52H170V50H169ZM169 52H168V54H169ZM185 52V51H184ZM192 52V51H191ZM199 52V51H198ZM202 52H203V50H202ZM50 53V52H49ZM57 53V54H58ZM85 53H87V55H89L90 56V59L92 60V61H90V63H88L87 61V58H86V55H85ZM166 53V52H165ZM187 54H188V52H186ZM190 53V52H189ZM210 53H215V52H212V51H210ZM96 54V55H95ZM127 54V55H126ZM175 54V55H174ZM176 54H177V56H176ZM184 54V53H183ZM215 54H217V53H215ZM214 54V55H215ZM46 55V54H45ZM121 55V56H122ZM185 56H186V54H184ZM204 55V54H203ZM206 55V54H205ZM212 55V54H211ZM210 55V56H211ZM222 55V54H221ZM98 56V57H99ZM119 56H120V54H119ZM120 56V57H121ZM160 56H161V58H160ZM167 57L168 56H170V55H166ZM184 56V57H185ZM200 56V55H199ZM213 56V55H212ZM217 55H215V57H216ZM56 57H58V56H56ZM88 57V56H87ZM123 57V56H122ZM172 57V54H171V56L169 57V58H171ZM190 57V56H189ZM220 57H222V56H220ZM219 57V58H220ZM166 58V57H165ZM165 58H163L164 60H162L163 62L164 61H167ZM179 58V59H178ZM207 58V57H206ZM209 58V57H208ZM88 59H89V57H88ZM198 59H199V57H198ZM87 60V61H86ZM168 60H170V62H171V60H173L172 58L171 59H168ZM173 60V61H174ZM115 61V60H114ZM172 61V62H173ZM182 61H179L177 64H179L180 62H182ZM19 62V63H18ZM59 62V63H60ZM91 62H93V63H91ZM110 62V61H109ZM152 62V61H151ZM188 62V63H187ZM199 62V61H198ZM155 63V62H154ZM174 63H172V64H174ZM183 63V62H182ZM201 63V62H200ZM156 64V63H155ZM164 64H168V63H165L164 62ZM171 64V63H170ZM174 64V65H175ZM176 64V65H177ZM184 64V63H183ZM60 65V64H59ZM153 65V64H152ZM175 65V66H176ZM216 65V64H215ZM21 66L22 67H24L26 70H29V71H25V72H23V73H21V71H20V68H21ZM164 66H167V65H164ZM168 66H169V64H168ZM174 66V67H175ZM43 67V66H42ZM212 67V66H211ZM97 68H99V70L97 69ZM171 68H172V66H171ZM220 68V67H219ZM218 68V69H219ZM223 68V67H222ZM235 68V67H234ZM8 69H11V71H8ZM42 69V68H41ZM55 69V68H54ZM56 69H58V68H56ZM98 71H97V70ZM218 69H216V70H218ZM53 70V69H52ZM172 70V69H171ZM206 70V69H205ZM223 70H224V68H223ZM56 71H58V70H56ZM63 71V72H64ZM97 71V72H96ZM162 71V70H161ZM51 72V71H50ZM54 73H55V71H53ZM157 72V71H156ZM169 72V71H168ZM220 72V71H219ZM240 72H242V71H240ZM57 73V72H56ZM164 73H165V71H164ZM204 73V72H203ZM225 73H226V71H225ZM135 75V79H133L132 77ZM156 74H158V72L156 73ZM163 74V73H162ZM206 74V73H205ZM242 74H243V72H242ZM57 75V74H56ZM131 75H133V76H131ZM145 75V76H146ZM217 75V74H216ZM13 76H15L16 77V79L15 80H13L12 79V77ZM230 76V75H229ZM142 77V76H141ZM161 77V76H160ZM215 77V76H214ZM227 77H228V75H226V74H224L223 75V73H222V76L221 75H217L214 79L217 81V82H222V81H224L225 82V80L227 79ZM231 77V76H230ZM230 77H228L229 79H227V81L229 82H232V83H235V82H233V80L230 78ZM145 78V77H144ZM147 79L149 78V76L148 77H146ZM151 78V77H150ZM213 78V77H212ZM211 78V79H212ZM64 79V78H63ZM225 79V80H224ZM231 79V80H230ZM65 80V79H64ZM139 82H138V81ZM152 80V79H151ZM157 80V79H156ZM193 80V79H192ZM193 80V81H194ZM237 80V79H236ZM137 81V82H136ZM2 82V81H1ZM115 82H117L118 83V86H117V83H115ZM154 82H156V81H154ZM199 82V81H198ZM210 82V81H209ZM215 82V81H214ZM216 82V83H217ZM53 83V82H52ZM65 83V82H64ZM71 83H70V85H71ZM114 83V84H113ZM149 84H150V86H149ZM193 84H195V83H193ZM228 84V83H227ZM50 85V84H49ZM53 85V84H52ZM61 85V84H60ZM62 85H65V84H63L62 83ZM67 85V84H66ZM75 85V86H76ZM119 85H121V86H119ZM123 85H125L126 87L125 88H123L124 86ZM196 85V84H195ZM210 85V84H209ZM223 85V84H222ZM232 85V84H231ZM234 85V84H233ZM74 86V87H75ZM190 86V87H189ZM216 86V85H215ZM215 86H214V90H212V91H215ZM230 86V85H229ZM52 87V86H51ZM71 87V86H70ZM121 87V88H120ZM217 87V86H216ZM223 87V86H222ZM190 88V89H191ZM198 88V87H197ZM206 88V87H205ZM219 88V87H218ZM232 88H234V87H232ZM237 88V87H236ZM59 89V88H58ZM71 89V88H70ZM75 89V90H76ZM189 89V90H190ZM194 89V88H193ZM193 89H191L192 91H193ZM4 90V89H3ZM190 90V91H191ZM198 90V89H197ZM200 90V89H199ZM72 92H73V90H71ZM210 91V90H209ZM52 92V91H51ZM63 92H61V93H63ZM66 92L68 93V94H66ZM72 92L70 93V94H72ZM195 92V91H194ZM202 92V91H201ZM204 92V91H203ZM211 92V91H210ZM76 93V92H75ZM78 94H81V92H77ZM85 93H84V95H85ZM189 93V92H188ZM199 93V92H198ZM212 93V92H211ZM210 93V94H211ZM221 93V92H220ZM5 94V93H4ZM3 94V95H4ZM9 94V93H8ZM196 94V92L194 93V101H196V103L197 104H199L201 101L200 100H203V99H205L204 98V96H203V93H202V95H200V93L199 94H197V95H195ZM235 94V93H234ZM237 94V93H236ZM86 95H85V97H86ZM205 95H207L206 93H205ZM1 96V95H0ZM6 96V95H5ZM4 96V97H5ZM74 96V97H73ZM209 96V95H208ZM57 97V96H56ZM80 97V96H79ZM206 97V96H205ZM65 98V99H64ZM208 98V97H207ZM209 98H210V96H209ZM208 98V99H209ZM234 98V97H233ZM232 98V99H233ZM78 99V98H77ZM89 99V100H88ZM207 99V100H208ZM236 99V98H235ZM238 99V98H237ZM57 100V101H56ZM192 100V99H191ZM238 100H240V99H238ZM79 101V100H78ZM241 101V100H240ZM243 101V100H242ZM203 102H204V100H203ZM206 102L207 101H205V103H204V105L206 104ZM209 102V101H208ZM230 102V101H229ZM228 102V103H229ZM190 103H193L192 101L190 102ZM210 103V102H209ZM208 103V104H209ZM236 103V102H235ZM242 104V103H241ZM52 105H54V106H56V107H51ZM99 105V108H97V106ZM190 105H193V104H190ZM211 105H213V104H210V106ZM243 105V104H242ZM161 106V105H160ZM163 106V105H162ZM200 106V105H199ZM209 106V105H208ZM208 106H206V107H208ZM210 106H209V108H210ZM225 106V105H224ZM3 107V105H2V101H0V108H2ZM61 107V108H60ZM75 107H76V113H77V115H76V113H75V111H74V109H75ZM192 107V106H191ZM196 107L198 108V106L196 105ZM195 107V108H196ZM228 107V106H227ZM232 107V106H231ZM244 107V106H243ZM67 108V109H66ZM208 108V109H209ZM212 108V107H211ZM58 109H62L63 111H61V112H63V113H69V112H71L72 110L74 111V113H75V116L73 115V113L72 114H70L69 113V116L70 115H73L72 117L73 118H71V116H70V118L72 119L70 122H72V124H70V125H66V124H64V125H66V126H64V127H59L61 124H60V120H62V119H60L59 120V118H61L62 116V113L61 112H58L57 110ZM168 109V108H167ZM228 109H230L229 107H228ZM157 110V109H156ZM164 110V109H163ZM213 110V109H212ZM232 110V109H231ZM230 110V111H231ZM193 112H195V111H193ZM192 112V113H193ZM232 112V111H231ZM60 113H61V115H60ZM166 113V112H165ZM167 113H168V111H167ZM207 113V112H206ZM194 114V113H193ZM168 115H170V113L168 114ZM168 115H166L167 117H168ZM61 116V117H60ZM65 116H67V114L65 115ZM65 116H63L64 118V120L66 119V117ZM172 116V117H173ZM231 116V115H230ZM171 117V118H172ZM232 117V116H231ZM260 117H262V116H260ZM259 117V118H260ZM69 117H67V120H70V119H68ZM76 118V119H75ZM168 118H170V117H168ZM166 119V118H165ZM168 120V119H167ZM257 120V119H256ZM255 120V121H256ZM142 121V120H141ZM148 121V120H147ZM247 121V120H246ZM245 121V122H246ZM198 122V121H197ZM242 122H243V120H242ZM254 122V121H253ZM65 123H67V122H65ZM174 123V122H173ZM247 123V122H246ZM249 123V122H248ZM247 123V124H248ZM79 124H82V125H79ZM93 124V123H92ZM113 124V123H112ZM135 124V123H134ZM146 124H148L147 122H146ZM160 124V123H159ZM158 124V125H159ZM59 125V126H58ZM131 125V124H130ZM136 125V124H135ZM174 125V124H173ZM184 125H187L188 127L187 128H185L184 127ZM80 128H79V127ZM85 126V127H86ZM93 126V125H92ZM91 126V127H92ZM113 126V125H112ZM148 127H144L145 129L146 128H149V127H151L149 124L147 125ZM78 127V128H77ZM114 127V130H115V126H113ZM112 127V128H113ZM153 127V126H152ZM77 128V129H76ZM84 128V127H83ZM87 128V127H86ZM169 128V127H168ZM91 129V128H90ZM89 129V127H88V129H86V130H90ZM118 129V128H117ZM175 129V128H174ZM85 130V131H86ZM119 130V129H118ZM124 130H122V132H124ZM138 130V129H137ZM142 130V129H141ZM140 130V131H141ZM152 130V129H151ZM163 130V129H162ZM198 130H200V129H198ZM84 131V129H83V133L85 132ZM95 131V130H94ZM113 131V130H112ZM121 131V130H120ZM146 131V130H145ZM90 133L91 132H93V131H89ZM114 132V131H113ZM115 132H116V130H115ZM141 132H143V131H141ZM151 132V131H150ZM164 132V131H163ZM195 132V131H194ZM196 132H197V130H196ZM195 132V133H196ZM88 133V132H87ZM165 133V132H164ZM174 133V132H173ZM180 133V132H179ZM195 133H194V135H195ZM220 133V132H219ZM20 134H23V128H21L20 129ZM93 134H94V132H93ZM125 134V133H124ZM130 134V133H129ZM132 134H134L133 133V131H132ZM131 134V135H132ZM162 134V133H161ZM214 134V133H213ZM64 135H65V137H64ZM114 135H116V134H114ZM130 135V136H131ZM150 135V134H149ZM154 136H155V134H153ZM190 135H192V134H190ZM90 136V135H89ZM133 136V135H132ZM166 136V135H165ZM168 136V135H167ZM86 137H87V134H86ZM146 137V136H145ZM157 137V136H156ZM163 137H164V135H163ZM182 137H184V134L182 135ZM182 137H181V140H184V138L182 139ZM91 138H92V136H91ZM119 138V137H118ZM134 138V137H133ZM147 138V137H146ZM155 138V137H154ZM192 138V137H191ZM73 139H75V140H73ZM88 139V137L86 138V140ZM130 139V138H129ZM144 139V138H143ZM156 139V138H155ZM168 139V138H167ZM167 139L164 137L163 138V140L164 141H166V146H169V144H170V140L169 141H167ZM58 140H61V142L60 143H58ZM93 140H95V139H93ZM134 140V139H133ZM136 140V139H135ZM139 140V139H138ZM157 140V139H156ZM181 140H178L179 142L181 141ZM80 141V142H79ZM89 141V140H88ZM88 141H86V142H88ZM102 141V140H101ZM113 141V140H112ZM115 141V140H114ZM126 141V140H125ZM125 141H123L124 142V144H125ZM131 141V140H130ZM145 141V140H144ZM143 141V142H144ZM147 141V140H146ZM154 140L153 139H149V141H147L148 142V144L150 145L149 147H150V150L148 149V152L146 151V153H144L143 151H142V149H144V148H141V144L139 145L140 146V148L141 149H137L136 147V149L137 150H135L134 149V151H136V153H134L133 154V157L131 156V158L132 159H130L127 163H128V169L127 170H125V172L127 171V172H135L136 173V171L137 172H139L140 171V175H141V177L144 175L145 177L147 176L148 177V180L150 181V183L151 182H153L152 183V185L153 186H155V187H159V188H161L162 189V187H164V186H167V185H170L169 184V182L171 181V183H172V178H171V180H169L170 179V177H173L172 175H170L169 174V178H166V177H164L163 175H162V172H160V171H157L156 169H162L163 168V165L167 162V161H169V160H167L166 162H162V160H159L158 159V157H156L155 156V154H153L152 152H151V150L153 149L154 151H155V149L154 148H157V146H156V144H154V142H153ZM176 141V140H175ZM187 141H189V140H187ZM65 142V143H64ZM96 142V141H95ZM116 142V141H115ZM119 142V141H118ZM127 142H129L128 140H127ZM159 142H161L160 140H159ZM163 142V141H162ZM161 142V143H162ZM179 142H177V143H179ZM185 142V141H184ZM99 143V142H98ZM101 143V142H100ZM135 143V142H134ZM133 143V141H132V144H134ZM145 143V142H144ZM163 143V144H164ZM182 143V142H181ZM187 143H189V142H187ZM186 142L184 143V145L183 146H185L186 144H187ZM88 144V143H87ZM113 144V143H112ZM120 144V143H119ZM143 144V143H142ZM146 144V143H145ZM183 144V143H182ZM181 144V145H182ZM93 145V144H92ZM122 146H124L123 144H121ZM157 145H159V144H157ZM224 145V144H223ZM62 146V148H60V147H58V148H60V150L62 149V150H65V151H63V152H61L62 153V155H61V157H63L64 156V154L66 155V153L67 152H69V151H66V149H64V147ZM67 146V145H66ZM85 146V145H84ZM83 146V147H84ZM118 146H120V145H118ZM139 146H138V148H139ZM143 146H144V144H143ZM188 146V145H187ZM190 146V145H189ZM208 146V145H207ZM115 147V146H114ZM114 147H112V148H114ZM127 147H129V146H127ZM146 147V146H145ZM170 148L172 147V146H169ZM182 147V146H181ZM181 147L179 148V149H181ZM206 147V146H205ZM91 148H92V146H91ZM123 148V147H122ZM126 148V147H125ZM176 148V147H175ZM187 148V147H186ZM190 148V147H189ZM192 148H194V146L192 147ZM199 148V147H198ZM212 148V147H211ZM83 149V148H82ZM158 149V148H157ZM172 149V148H171ZM210 149V148H209ZM61 150V151H62ZM109 150V149H108ZM189 150H191V148L189 149ZM202 150V152L200 153V152H198V151H196V153L194 152V151H192V152H194V153H192L191 151H190V153H189V151L185 154L184 153V149L182 150L181 149V152L180 153H178V155L176 156L177 157V159L175 160L176 162H173L172 164H173V166L170 164L169 166H168V163L169 162H167L166 164H167V171H168V173L169 172H174V174L173 175H176L175 177L177 178V182H175V183H183L184 185H186V186H193V187H198V186H202V187H205V186H203L204 184H206L207 182L209 183V185L211 186V188H212V185H215V186H218V185H220L219 184V182L217 181V180H213V179H208V180H206L205 179V175H207V174H201V173H199V170L201 169V168H203V170H204V172H203V170L202 171H200V172H203V173H208V174H210L211 175V177L210 178H212V175H215V174H220L221 173V177H222V174H223V172H225V173H227L226 172V170L228 169V171L230 170L229 168H233V167H235V166H237V165H235L234 163H232L231 161H230V157H229V153H227L225 150L224 151H221V152H219L220 150H218L217 152L218 153H213L212 151H210V150H208V148H204V146H203V148L201 149ZM201 150H199V151H201ZM86 150H84V152H85ZM88 151V150H87ZM90 151V150H89ZM158 151V150H157ZM159 151H161V150H159ZM164 151H166V150H164ZM75 152V151H74ZM78 152H79V150H78ZM104 152V151H103ZM110 152V151H109ZM108 152V153H109ZM123 153H124V151H122ZM121 152V153H122ZM127 152V151H126ZM125 152V153H126ZM198 152V153H197ZM228 152H230V151H228ZM234 152V151H233ZM64 153V154H63ZM77 153V152H76ZM91 153V152H90ZM130 153V152H129ZM156 153V152H155ZM166 153V156H167V152H165ZM176 153V152H175ZM189 153V154H188ZM200 153V154H199ZM71 154V153H70ZM73 154V153H72ZM84 154V153H83ZM86 154H87V152H86ZM35 155H37V157H39V153H36ZM77 155V154H76ZM75 155V156H76ZM104 155V154H103ZM124 155V154H123ZM128 155V154H127ZM176 155V154H175ZM240 155V154H239ZM73 156V155H72ZM75 156L73 157V160L71 159V161H67V163H65V169H66V171H65V169L63 170V171H65V172H67L68 171V173H71L72 174V172H73V170L71 169H69L68 170V168H70V165L71 164H73V163H75V162H77V161H74L75 159ZM78 156V155H77ZM60 157V156H59ZM65 157H67V155L65 156ZM83 157H85V156H83ZM88 157V156H87ZM89 157H91V156H89ZM100 157V156H99ZM103 157V156H102ZM139 158V159H136L137 160V162H138V160H139V164H141V165H138V164H136V162H135V164H134V161H136V160H134V158ZM163 157H164V154H163ZM173 157V156H172ZM229 157V158H228ZM79 158V157H78ZM82 158V157H81ZM105 158H107V157H105ZM161 158H162V156H161ZM63 159V158H62ZM66 159V158H65ZM68 159V158H67ZM83 159H85V158H83ZM83 159H82V161H81V163L82 164H80V165H76V166H80L79 168L81 169L80 170V172L79 171H77L76 170V172L77 173H75V170H74V172L73 173H75V174H73V176H72V178L73 177H75V176H77L78 177V179L77 180H79V181H81L80 183H79V187H85V185H86V183H87V180H86V176L88 175V176H90V172L92 171V170H97L96 168H98L99 169V167H96L98 164H96V168L95 167H93V165L92 164H94V163H91V162H85V161H88L87 159H85L84 161H83ZM100 159H101V157H100ZM172 159V158H171ZM171 159H170V161H171ZM175 159V158H174ZM1 160H4L5 161V159L4 158H2ZM64 160V159H63ZM79 160V159H78ZM81 160V159H80ZM99 160V159H98ZM153 160H159V161H161V163L159 164V165H157V164H154V163H152V161ZM93 161V160H92ZM165 161V160H164ZM6 163H8V161L6 160L5 161ZM80 162V161H79ZM84 162V163H83ZM95 162V161H94ZM99 162V161H98ZM97 162V163H98ZM114 162L116 163V167H117V171H116V168H114L115 170V173H114V175H112V176H107L106 175V177H100V176H98L97 175V177H94V181L93 182H95L96 183V185L97 184H100V186L99 187H103V189L104 188H106L107 190H108V192H109V195H107V194H105V195H107L108 197L111 195L110 194V191H115L114 193H115V195H116V190L118 189V183H117V172L121 169V165H122V159H121V154H120V152L118 153V152H116V153H114ZM114 163V164H115ZM164 163V164H163ZM76 164V163H75ZM78 164V163H77ZM91 164V165H90ZM58 165V164H57ZM60 165V164H59ZM75 166V167H76ZM114 166V165H113ZM135 166L137 167L138 166V170H136L137 168H135ZM139 166H140V168H139ZM109 168H111V167H109ZM205 168V169H204ZM231 168V169H232ZM73 169H74V167H73ZM78 169V168H77ZM102 170V169H101ZM109 170V169H108ZM134 170V171H133ZM136 170V171H135ZM234 170V169H233ZM4 171V169L2 168L1 169V171L0 172H3ZM231 171V170H230ZM10 172H11V169H10ZM64 172V173H65ZM96 172V171H95ZM126 172V174L128 175V173ZM210 172V173H209ZM94 173V172H93ZM97 173V172H96ZM102 173V172H101ZM135 173H133V174H135ZM66 174V173H65ZM111 174H113V173H111ZM130 174H132V173H130ZM92 175V174H91ZM65 176V175H64ZM93 176V175H92ZM96 176V175H95ZM143 176V177H144ZM220 176V175H219ZM227 176H229V175H227ZM66 177V176H65ZM68 177V176H67ZM136 177V176H135ZM69 178V177H68ZM71 178V177H70ZM69 178V180H71ZM125 178V173H124V176H123V179ZM227 178H230V176L229 177H227ZM74 179V178H73ZM92 179V178H91ZM126 179V178H125ZM128 179V178H127ZM140 179V178H139ZM151 179V180H150ZM217 179V178H216ZM65 180V179H64ZM68 180V181H69ZM77 180H75V181H77ZM93 180V179H92ZM179 180H180V182H179ZM123 181V180H122ZM176 181V180H175ZM147 182V181H146ZM69 183H72V185H73V183L74 182H72V181H69ZM69 183H67V184H69ZM76 183V182H75ZM89 183V182H88ZM94 183V184H95ZM124 183V185H126L125 183H126V181L125 182H123ZM122 183V184H123ZM141 183V182H140ZM61 184H62V187L60 188L61 190H62V188L64 189V187H63V185L65 184L64 182H62L61 181ZM77 184V183H76ZM90 184V183H89ZM172 184H174V181H173V183ZM66 185V184H65ZM64 185V186H65ZM78 185V184H77ZM95 185V186H96ZM128 185H129V183H128ZM130 185H131V183H130ZM151 185V184H150ZM151 185V186H152ZM177 185V184H176ZM67 186V185H66ZM88 186V185H87ZM86 186V187H87ZM94 186V187H95ZM137 186V185H136ZM153 186L151 187V188H153ZM174 186V185H173ZM180 186V185H179ZM68 187V186H67ZM66 187V188H67ZM78 186H76L75 188H79ZM93 187V186H92ZM93 187V188H94ZM98 187V188H99ZM134 187V186H133ZM154 187V188H155ZM171 187V186H170ZM175 187H177V186H175ZM192 187V188H193ZM74 188V187H73ZM98 188H97V191H98ZM128 188V187H127ZM130 188V187H129ZM150 188V187H149ZM167 188H169L168 186H167ZM185 188V187H184ZM189 188V187H188ZM220 188V187H219ZM219 188H217L218 190H219ZM14 188H11V189H9V190H13ZM16 189V188H15ZM72 189V188H71ZM81 189H83V188H81ZM87 189V188H86ZM92 189V188H91ZM91 189H89V190H91ZM156 189V188H155ZM213 189H216V187L215 188H213ZM216 189V190H217ZM220 189H222V188H220ZM18 190V189H17ZM69 190H70V188H69ZM73 190V189H72ZM84 190V189H83ZM83 190H81V191H83ZM102 189H100V191H101ZM169 190V189H168ZM21 191V190H20ZM77 191V190H76ZM80 190H78V192H79ZM80 191V192H81ZM85 191V190H84ZM83 191V192H84ZM87 192L86 193H88V190H86ZM91 191H93V189L91 190ZM105 190H103V192H104ZM143 191V190H142ZM153 191V190H152ZM5 192V191H4ZM62 192H64V191H62ZM79 192V193H80ZM82 192V193H83ZM99 192V191H98ZM106 192V191H105ZM104 192V193H105ZM138 192V191H137ZM9 193V192H8ZM15 193V192H14ZM60 193V190H59V192L58 193H50V195H53L54 196V198L57 200H60V198H61V200H64V199H62V197H60L61 196V193ZM75 193V192H74ZM81 193V194H82ZM85 193V192H84ZM83 193V194H84ZM86 193H85V195H86ZM91 193H93V192H91ZM103 193V194H104ZM118 194H120V193H118ZM131 194V193H130ZM63 195V194H62ZM67 195V194H66ZM94 195V194H93ZM154 195V194H153ZM160 195H162V194H160ZM79 196V195H78ZM84 196V195H83ZM82 196V197H83ZM92 196V195H91ZM114 196V195H113ZM118 196H120V195H118ZM117 196V197H118ZM162 196H164V195H162ZM162 196H161V198H162ZM8 197V196H7ZM81 197V196H80ZM86 197V196H85ZM90 197V196H89ZM94 197V196H93ZM95 197H98V196H95ZM111 197V196H110ZM115 197V196H114ZM134 197H137V196H134ZM147 197V196H146ZM149 197V196H148ZM151 197H153L152 196V194H151ZM167 197V196H166ZM9 198H10V195H9ZM19 198V197H18ZM121 198V197H120ZM161 198H159V199H161ZM12 199H13V197H12ZM73 199V198H72ZM95 199V198H94ZM93 199V200H94ZM98 199V198H97ZM126 199H128V198H123L122 197V199H119L118 200V202L116 201V203H114V204H116V205H118L119 207H121V206H123L122 204H123V201L125 200L126 201ZM143 199H145V198H143ZM150 199V198H149ZM167 199V198H166ZM14 200V199H13ZM57 200V201H58ZM67 200V199H66ZM86 200V199H85ZM136 200V199H135ZM141 200V199H140ZM145 200H148V199H145ZM152 200V199H151ZM155 200V199H154ZM172 200V199H171ZM65 201V200H64ZM63 201V202H64ZM73 201V200H72ZM72 201H70V202H72ZM74 201H76V200H74ZM73 201V202H74ZM90 201V200H89ZM88 201V202H89ZM92 201V200H91ZM97 201V200H96ZM98 201H99V199H98ZM107 201V200H106ZM136 201H138V200H136ZM144 201V200H143ZM149 202H150V200H148ZM108 202V201H107ZM111 202V201H110ZM146 202L147 201H145V204H146ZM65 203V202H64ZM79 203H80V201H79ZM82 203V202H81ZM96 203H98V202H96ZM138 203H141L140 204V206H142L143 204H142V202H138ZM148 203V202H147ZM152 203V202H151ZM160 203V202H159ZM66 204V203H65ZM68 204V203H67ZM157 204V203H156ZM156 204H155V207H156ZM161 204V203H160ZM163 204H165V202L163 203ZM84 205V204H83ZM82 205V206H83ZM93 205V204H92ZM110 205V204H109ZM112 205V204H111ZM115 205V206H116ZM125 205H127V204H125ZM139 205V204H138ZM167 205V204H166ZM36 207V205H33V207ZM67 206V205H66ZM96 206V205H95ZM106 206V205H105ZM145 206V205H144ZM158 207V209H159V205H157ZM175 206V205H174ZM71 207V206H70ZM92 207V206H91ZM100 207V206H99ZM112 207H113V205H112ZM148 207V206H147ZM149 207H150V204H149ZM152 207V206H151ZM154 207V208H155ZM171 207V206H170ZM189 207V206H188ZM68 208V207H67ZM122 208V207H121ZM127 208H129V207H126V209ZM142 208V207H141ZM165 208H166V206H165ZM172 208V207H171ZM182 208V207H181ZM196 208V207H195ZM18 209V208H17ZM54 209V208H53ZM85 209V208H84ZM98 209V208H97ZM113 209H114V207H113ZM112 209V210H113ZM125 208H123V210H124ZM173 209V208H172ZM193 209V208H192ZM11 210V209H10ZM76 210V209H75ZM118 210V209H117ZM120 210V209H119ZM118 210V214H119V211ZM183 210V209H182ZM126 210H124V212H125ZM136 211V210H135ZM164 211V210H163ZM172 211V210H171ZM170 211V212H171ZM189 211V210H188ZM190 211H192L193 212V210H190ZM197 211V210H196ZM14 213H15V211H13ZM53 212H54V210H53ZM122 212V211H121ZM169 212V213H170ZM179 212V211H178ZM181 212V211H180ZM184 212V211H183ZM29 213V212H28ZM31 213V212H30ZM94 213V212H93ZM116 213V212H115ZM126 213V212H125ZM131 213V212H130ZM175 213V212H174ZM199 212H197V214H198ZM201 213V212H200ZM32 214V213H31ZM50 214H53L52 212L50 213ZM69 214V213H68ZM117 214V215H118ZM124 214V213H123ZM123 214H121L122 216H123ZM136 214V213H135ZM134 214V215H135ZM156 214V213H155ZM187 214V213H186ZM196 214V213H195ZM9 215V214H8ZM15 215V214H14ZM16 215H18V214H16ZM32 215H34V214H32ZM70 215V214H69ZM132 216V215H131ZM164 216V215H163ZM184 216V215H183ZM19 217H21V215L19 216ZM32 217V216H31ZM34 218H35V216H33ZM37 218V220H38V215L36 216ZM119 217V216H118ZM166 217V216H165ZM185 217V216H184ZM187 217V216H186ZM189 217V216H188ZM235 217V216H234ZM13 218V217H12ZM16 218V217H15ZM15 218H13L14 220H18V219H15ZM24 218V217H23ZM26 218V217H25ZM85 218V217H84ZM95 218V217H94ZM101 218V217H100ZM127 218V217H126ZM144 218V217H143ZM163 218V217H162ZM13 219H11L12 220V223H13ZM21 219V218H20ZM19 219V220H20ZM35 219V220H36ZM114 219V218H113ZM128 219V218H127ZM132 219V218H131ZM155 219H157V218H154V220ZM187 219V218H186ZM189 219V218H188ZM198 219H199V216H198ZM18 220V221H19ZM23 220H25V219H23ZM23 220H21V221H23ZM28 220H29V218H28ZM34 220V221H35ZM102 220V219H101ZM136 220V219H135ZM153 220V219H152ZM168 220V219H167ZM166 220V221H167ZM180 220V219H179ZM201 222H202V220L201 219H199ZM15 221V222H16ZM17 221V222H18ZM21 221H19L20 223H21V225L23 226V224H24V222H21ZM132 221V220H131ZM142 221V220H141ZM146 221V220H145ZM149 221V220H148ZM157 221V220H156ZM183 221V220H182ZM188 221V220H187ZM197 221V220H196ZM200 221H199V223H200ZM16 222V223H17ZM27 222V221H26ZM117 222V221H116ZM147 222V221H146ZM151 222H153V221H151ZM176 222V221H175ZM224 222H225V220H224ZM223 221H222V225L221 226H223V223H224ZM228 221H226V223H227ZM38 223H40V222H37V224ZM103 223V222H102ZM128 223V222H127ZM139 223V222H138ZM148 223V222H147ZM154 223V222H153ZM152 223V224H153ZM158 224H156V225H154L153 224V227H152V230H153V232L154 233H159L160 234V237L161 238H164V237H171L172 239H171V242L180 250V252L182 253H184V250H183V245L181 244V242L179 241V234L177 233V231H175L174 229H172V228H170L169 229V227H171L170 225H169V227H167V226H165L164 225V221L162 222V221H158L157 222ZM172 223H173V221H172ZM186 220H184V222H183V224H181L182 225V230H181V232H183V234L181 233V235L183 236L184 235V237L188 240V246L187 247H189L188 249H190L191 250V253H193V252H196L197 253V255L195 256V257H193V256H191L190 255V257L192 258H190L189 257V260L192 262V264H196V262L197 261H199V260H203V261H205V264H207V262L211 259V260H216V261H221V260H226V259H229V258H224V257H222V252H220L221 254H220V256H217V253H212L209 257L208 256H205V255H201L200 254V250L202 249L201 248V246H200V240L202 239V238H205L206 239V237L205 236H202L204 233H202L201 235H200V233L197 231L196 232V230H194L193 231V229H187V227H191V226H186ZM189 223V222H188ZM191 223V222H190ZM203 223V222H202ZM233 222H230V223H227L228 225H231V227L233 226H236V222H234L233 224H232ZM19 224V223H18ZM17 224V225H18ZM37 224H36V226H37ZM225 224V223H224ZM20 225V224H19ZM20 225V226H21ZM28 225V224H27ZM27 225H25V227H27ZM146 225V224H145ZM166 225H168V224H166ZM172 225V224H171ZM178 225V224H177ZM187 225H189V224H187ZM201 225V223L199 224V226ZM33 226V225H32ZM97 226V225H96ZM128 226V225H127ZM140 226V225H139ZM152 226V225H151ZM176 226V225H175ZM238 226V225H237ZM256 226H258V224L256 223ZM25 227H22V228H25ZM29 225H28V230H29ZM37 227H39V226H37ZM179 227V226H178ZM240 227V226H239ZM238 227V228H239ZM259 227V226H258ZM31 228V227H30ZM106 228V227H105ZM108 228V227H107ZM124 228V227H123ZM128 229H130L129 227H127ZM176 228V227H175ZM226 227H224V229H225ZM242 229L244 228V227H241ZM26 229V228H25ZM25 229H23L24 231H25ZM27 230V229H26ZM35 230V229H34ZM43 230H45V229H43ZM180 230V229H179ZM244 230H247V231H251L252 232V230L251 229H247V228H245ZM36 231H37V229H36ZM149 231V230H148ZM30 232V231H29ZM37 232H39V228H38V231ZM37 232H35V233H37ZM136 232H137V230H136ZM255 232V231H254ZM1 233V232H0ZM26 233V232H25ZM28 233V232H27ZM34 233V232H33ZM44 233V232H43ZM54 233L56 234L55 235V237H56V239H57V236L59 237L60 235L56 232V231H53V235H54ZM139 233V232H138ZM221 233V227L219 228V229H217V233L215 234V235H219ZM38 234H40V233H38ZM58 234V235H57ZM134 234H137V233H134ZM140 234V233H139ZM142 234V233H141ZM8 235V234H7ZM16 235V234H15ZM29 235V234H28ZM215 235H214V237L213 236H211V237H213V238H216L215 237ZM0 236H1V234H0ZM37 236V235H36ZM107 236V235H106ZM120 236V235H119ZM118 236V237H119ZM126 236V235H125ZM125 236H123V237H125ZM133 236H136V235H133ZM11 237V236H10ZM12 238V237H11ZM121 238V237H120ZM126 238V237H125ZM136 238V237H135ZM260 238H261V236H260ZM29 239V238H28ZM59 239V238H58ZM138 239H140V238H138ZM180 239H183V237L182 238H180ZM221 239V238H220ZM10 240V239H9ZM55 240V239H54ZM60 240H63L62 238H60ZM126 240V239H125ZM131 240H133V239H131ZM207 240V239H206ZM257 240V239H256ZM31 241V240H30ZM120 241V240H119ZM130 241V240H129ZM134 242L136 241V240H133ZM208 241V240H207ZM11 242V241H10ZM61 242V241H60ZM130 242H132V241H130ZM167 242V241H166ZM222 242V240L220 241V243ZM224 242V241H223ZM222 242V243H223ZM120 243V242H119ZM221 243V244H222ZM251 243H254V242H251ZM250 243V244H251ZM37 244V243H36ZM51 244V243H50ZM55 244V243H54ZM60 244V243H59ZM136 244V243H135ZM135 244H133V245H135ZM220 244V245H221ZM224 244V243H223ZM259 244V243H258ZM63 245V244H62ZM42 246H44V245H40V247H42ZM184 246H185V243H184ZM203 246V245H202ZM222 246V245H221ZM225 246V245H224ZM36 247H37V245H36ZM47 247H48V245L46 246V248L44 247V249H47ZM187 247H185V248H187ZM223 247V246H222ZM31 249V248H30ZM34 249V248H33ZM183 250V251H182ZM190 250H188L189 252H190ZM186 251V250H185ZM188 252V253H189ZM225 253V252H224ZM214 254V255H213ZM244 254V253H243ZM244 255H247V253L245 252V254ZM224 256V255H223ZM249 259H250V257H249Z\"/></svg>", "mask_w": 264, "mask_h": 264}, {"label": "snow or ice", "instance_id": "3", "mask_svg": "<svg viewBox=\"0 0 264 264\" xmlns=\"http://www.w3.org/2000/svg\"><path fill=\"white\" fill-rule=\"evenodd\" d=\"M58 4L59 0H56V3L49 0L45 7L58 12L62 18H67L70 22L76 20L73 13L77 9L72 7L60 8L57 7ZM193 6L199 9L200 16L214 28L215 40L219 42L220 46L231 50L232 64L235 66L236 71L239 72L242 67L245 80L259 78L261 84L264 85V15L256 21H253L247 15L251 8H259L264 12V2L245 4L235 2V0H227V3H222V0H209L208 3L203 5L194 4ZM3 7L7 8L8 6L5 4ZM160 7L167 8L170 13L174 14L176 9L182 7V5L178 4L176 0H172L170 4H161ZM9 10L16 11L15 9ZM30 10L40 11L41 5L34 2ZM19 14L17 13V15ZM210 16L211 19H209ZM168 23L167 18H162L161 29ZM29 24H31V20H29ZM61 26H63V19L61 20ZM71 27L80 30L75 23L70 24L69 30ZM0 28L7 30L4 25H0ZM40 28L41 24L38 19L35 29ZM9 35L11 36V34ZM11 38L21 44L25 40H43L39 32H33L30 35L28 31L18 32ZM48 43H52V38L48 39ZM3 47L4 53L8 54L7 37L4 40ZM60 53V60H63L66 64L65 56L70 53L65 52L64 48L60 49ZM29 55L32 57L29 60V68L33 66V61L37 64L52 63L49 59L51 53L46 56L39 48L35 52L29 53ZM223 58L226 59L227 55ZM0 67H7L3 60H0ZM8 71H11V69H8ZM20 71L23 73L29 70L21 66ZM29 74L33 76L32 87L24 85L18 88L10 97L6 96L3 99V107L0 108V156L8 161V163H5L0 160V168L4 169L3 172H0V185H3L5 190L9 188L21 190L19 194V211L23 213L27 208L34 216L38 215L41 236L43 235V229L47 227L49 235L56 231L64 240V245L54 246L49 244L47 249L37 246L30 250L35 259L30 261L29 264H96L91 258L95 238L89 236L92 228L89 221L84 218V209L81 208L78 214L73 209L65 207L63 201H57L53 195H50V193H58L62 187L60 178L52 170V150L48 146L47 155L49 159L46 161L44 159L45 145H38L32 135L45 128L46 120H42V118L49 110V103L54 104L55 101L50 96L51 85L35 72L29 71ZM12 79L15 80L16 77L13 76ZM232 79H235V77ZM195 104L196 101H193V106ZM201 107H204L203 101ZM186 115L188 119H196L195 114L192 112H188ZM184 127L187 128L188 126L184 125ZM21 128H23V134H20ZM194 130L191 129L190 131ZM36 153H39V157L35 155ZM152 163L159 165L161 162L153 160ZM166 169L167 164H164L162 169L156 170L162 172V175L167 178L169 173ZM171 178L173 181L177 179L174 176ZM214 179L215 177H213ZM180 187H184V185L180 184ZM212 187L214 188L215 185H212ZM4 202L12 203L7 196L4 197ZM33 205H36V207H33ZM53 208H55V212L49 215ZM69 212L71 213L70 216L68 215ZM101 215L105 216V221L101 227L103 228L107 224L110 229L108 238L115 239L112 229L123 226L119 223L111 224L108 221V214L104 212L103 208L97 211V220L100 219ZM117 220H119V217H117ZM229 226L231 225L225 223L221 227V233L216 237L217 240L223 234V228ZM145 227L149 231L137 240L135 245L130 241H124V237H121L124 243H121L120 248L117 249L116 244H112L109 246L107 253L110 257L111 253L115 251L117 258L115 260L111 258L107 260L100 259L98 264H192L188 254L181 253L171 242V237L161 238L159 233L153 232L151 225H145ZM124 231L126 235L131 233V230L126 227ZM85 240L89 241L87 248L83 246ZM100 243L102 244L103 241ZM240 249L241 244L239 243L235 245L234 249H222L230 258L221 261L210 259L207 264H264V236H261L259 244L252 243L245 249L247 255H241ZM257 250L261 253L259 258L256 256ZM85 251L89 252V258L87 259L84 257ZM200 254H203V249L200 250ZM191 255L195 257L197 253L193 252ZM217 256H220L219 251ZM129 257L132 258L129 259ZM0 264H3V262H0ZM196 264H205V261L201 259Z\"/></svg>", "mask_w": 264, "mask_h": 264}]
</instances>
